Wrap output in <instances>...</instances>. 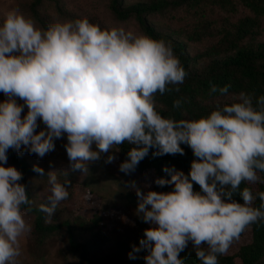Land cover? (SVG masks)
<instances>
[{"label":"clouds","instance_id":"clouds-1","mask_svg":"<svg viewBox=\"0 0 264 264\" xmlns=\"http://www.w3.org/2000/svg\"><path fill=\"white\" fill-rule=\"evenodd\" d=\"M187 75L164 39L124 28L102 29L87 18L39 29L18 9L3 13L0 264H17L20 238L31 231L22 210L30 204L26 186L19 183L23 174L3 166L7 151L26 150L43 158L55 150L54 140L65 135L70 170L83 174L102 154L124 143L134 146L119 165L126 175L135 172L150 149L160 157L184 155L182 144L191 148L196 159L187 175L165 167L170 179L154 181L159 187L172 186V191L145 192L135 181L126 182L139 201L136 215L150 225L129 259H137L134 253L143 249L148 253L145 264H184L180 254L191 243L200 264H219L218 257L247 227L264 221V192L254 196L248 187L240 189L242 182H258L257 172H264V95L254 106L253 96L240 92L233 98L236 102L196 120L163 117L156 110L155 95L178 92ZM229 87L213 85L211 91L226 94ZM181 105L180 99L173 102L174 108ZM38 120L45 129L37 133ZM115 159L108 155L105 163ZM33 171L44 175L38 166ZM47 176L52 195L41 210L51 221L59 203L68 198L70 181L60 183L57 172ZM237 193L243 203L233 199ZM257 196L260 208L252 206Z\"/></svg>","mask_w":264,"mask_h":264},{"label":"trees","instance_id":"trees-1","mask_svg":"<svg viewBox=\"0 0 264 264\" xmlns=\"http://www.w3.org/2000/svg\"><path fill=\"white\" fill-rule=\"evenodd\" d=\"M42 1L30 0L26 7L39 28L47 29L48 21L38 11ZM108 9L117 21L132 19L141 35L170 42L188 73L184 83L178 86V92L155 95L156 110L163 117L196 120L236 102L233 98L240 92L251 94L254 106L256 98L264 95V0H109ZM157 22L161 25H156ZM213 85L217 89L230 87L226 94H221L211 91ZM177 99L182 100L180 108L173 107ZM132 147L128 143L114 147L116 168L128 159L127 153ZM181 147L184 155L160 157L153 156L156 150L150 149L133 173L151 179L157 192L172 191V186L159 187L154 181L170 179L163 171L165 167L174 166L188 174L196 158L190 147L183 144ZM7 157L11 165L22 172L23 179L19 183L26 186L30 200L22 210L32 217L31 231L27 233L32 253H38L49 240L57 238V255L62 262L70 257L78 264H145L144 257L148 253L143 249L134 253L137 259L128 258L133 246L140 247L143 232H131L122 224L111 226L109 221L114 219L111 212L103 214L98 209H87L89 216H86L71 211L67 204H73L70 199L75 185L72 183L67 185L68 198L59 203L49 221L41 205H47L52 194L44 199L38 197L36 186L30 182L33 177L48 183V171L43 169V176L34 172L26 158L13 149L7 151ZM257 175L258 182L252 185L242 182L240 189L248 187L254 196L264 192V172L258 171ZM193 187L194 191H200L198 185ZM233 199L243 203L238 193ZM252 206L260 208L258 196ZM246 229L250 231L248 243L238 247L232 255L219 256V264H235V260L237 264H264V221ZM180 255L184 264H200L193 246H188Z\"/></svg>","mask_w":264,"mask_h":264},{"label":"rangeland","instance_id":"rangeland-1","mask_svg":"<svg viewBox=\"0 0 264 264\" xmlns=\"http://www.w3.org/2000/svg\"><path fill=\"white\" fill-rule=\"evenodd\" d=\"M30 0H0V22L3 20V13L10 9H18L26 18H31L27 4ZM109 0H43L39 13L43 15L48 25L55 23H63L76 19L87 18L107 29L124 28L127 31L133 32L135 35H141L136 27V23L132 19L125 21H117L113 19L108 9ZM139 1V0H125ZM33 20V19H32ZM36 27L39 28L35 20ZM264 23V20H263ZM156 25H161L156 23ZM40 29V28H39ZM6 99L4 94L0 92V102ZM17 103L23 104V101L17 98ZM27 107L25 106L23 115H26ZM38 128L36 132L45 129V125L38 120ZM55 150L46 154L43 158L36 154H28L21 151L20 154L26 158L29 164L33 167L45 169L48 172H57L59 182L70 181L75 185V191L71 192L73 204L68 202L67 207L74 213L87 214V209H98L103 214H111L114 216L110 220V225L122 224L123 227L131 232H143L150 225L142 222L136 215L138 207V198L134 190L126 187V182L135 181L137 187L142 191H155L151 179H145L144 175L139 176L138 173L125 174L119 171V167H115L113 163H105L108 155H115V150L107 154H102L101 159L90 164L88 173L83 174L81 171L72 172L69 166V159L64 145L67 144L66 135L61 139L54 140ZM93 150L95 145H93ZM4 167H14L7 159ZM65 172H68L67 174ZM30 182L36 186L37 196L44 199L50 196L51 186L45 181L30 178ZM250 184V183H249ZM150 185V187H145ZM252 185V184H250ZM157 192V191H156ZM93 200V201H91ZM69 201V200H68ZM88 202L91 204L89 205ZM127 212V213H126ZM25 221L30 225L32 217L24 214ZM250 239L249 229H245L238 240H235L230 246L225 255H232L238 247L248 243ZM59 240L52 238L47 244L41 248L38 253H32L31 247L27 242V233L20 238L21 255L17 258V264H78L75 259L67 257L62 260L57 255ZM188 246H192L189 243ZM238 262L235 260V264Z\"/></svg>","mask_w":264,"mask_h":264}]
</instances>
